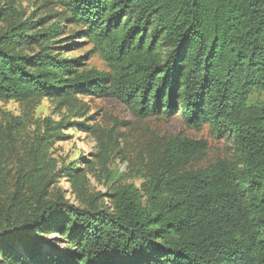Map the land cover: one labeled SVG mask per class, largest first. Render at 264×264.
Segmentation results:
<instances>
[{
    "label": "trees",
    "instance_id": "trees-1",
    "mask_svg": "<svg viewBox=\"0 0 264 264\" xmlns=\"http://www.w3.org/2000/svg\"><path fill=\"white\" fill-rule=\"evenodd\" d=\"M54 2L109 69H81L83 56L56 52L68 46L58 45L60 21L46 25L18 0H0V101L112 96L140 119L179 114L189 127L208 125L233 154L191 169L207 141L173 136L138 169L140 184L115 183L106 157L108 191L90 192L80 161L45 158L69 124L47 118L32 164L0 206V264H264V102L249 104L264 91V0ZM57 176L82 204L50 190Z\"/></svg>",
    "mask_w": 264,
    "mask_h": 264
},
{
    "label": "rangeland",
    "instance_id": "rangeland-1",
    "mask_svg": "<svg viewBox=\"0 0 264 264\" xmlns=\"http://www.w3.org/2000/svg\"><path fill=\"white\" fill-rule=\"evenodd\" d=\"M17 6H21L27 14L34 13L36 18H48L46 25L56 21L64 25L66 33L63 37L66 41L58 45L68 46L56 52L68 57L83 56L81 69H109L93 41L81 34V27L65 21L66 14L54 0H18ZM4 24L1 19L0 29ZM263 102L264 91L251 93L250 105ZM14 118H18L20 123H11ZM47 118L69 124L61 128L65 138L45 144L48 149L45 158L55 160L59 166H72L75 160L80 161V172L86 173L90 192L108 191L103 183L105 173L102 163L106 157L115 183L140 184L142 178L138 169L149 161L153 150H160L173 136L207 141L205 153L192 161L191 169L208 166L219 158L230 159L233 154L227 135L217 137L208 125L189 127L179 114L171 118L140 119L126 104L112 96L77 95L65 101L45 97L26 103L0 101V167L8 183L7 193L0 194V206L7 202V196L16 189L19 178L32 164V154L39 136L44 132ZM91 166L93 170H90ZM28 189L27 186L26 192ZM50 190L53 193L63 192L75 204H82L69 177L57 176ZM47 238H58V235ZM53 241L63 246V242Z\"/></svg>",
    "mask_w": 264,
    "mask_h": 264
}]
</instances>
